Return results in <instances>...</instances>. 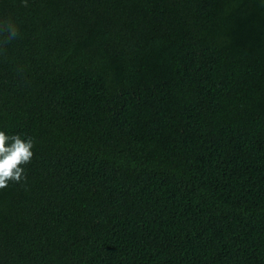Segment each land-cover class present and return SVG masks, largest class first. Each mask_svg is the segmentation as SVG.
Wrapping results in <instances>:
<instances>
[{
  "label": "trees",
  "instance_id": "1",
  "mask_svg": "<svg viewBox=\"0 0 264 264\" xmlns=\"http://www.w3.org/2000/svg\"><path fill=\"white\" fill-rule=\"evenodd\" d=\"M0 130V264H264V0H0Z\"/></svg>",
  "mask_w": 264,
  "mask_h": 264
},
{
  "label": "clouds",
  "instance_id": "2",
  "mask_svg": "<svg viewBox=\"0 0 264 264\" xmlns=\"http://www.w3.org/2000/svg\"><path fill=\"white\" fill-rule=\"evenodd\" d=\"M8 39L18 35V26L13 22L6 24ZM34 142L30 137L8 134L0 130V189L10 182H20L25 175V165L33 157Z\"/></svg>",
  "mask_w": 264,
  "mask_h": 264
}]
</instances>
